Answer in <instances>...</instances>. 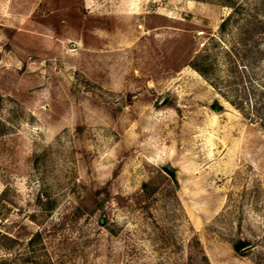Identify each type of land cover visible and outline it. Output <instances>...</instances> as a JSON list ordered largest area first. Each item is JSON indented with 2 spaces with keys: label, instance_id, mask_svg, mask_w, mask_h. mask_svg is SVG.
Wrapping results in <instances>:
<instances>
[{
  "label": "rangeland",
  "instance_id": "obj_1",
  "mask_svg": "<svg viewBox=\"0 0 264 264\" xmlns=\"http://www.w3.org/2000/svg\"><path fill=\"white\" fill-rule=\"evenodd\" d=\"M261 104L264 0H0V264H264Z\"/></svg>",
  "mask_w": 264,
  "mask_h": 264
},
{
  "label": "trees",
  "instance_id": "obj_2",
  "mask_svg": "<svg viewBox=\"0 0 264 264\" xmlns=\"http://www.w3.org/2000/svg\"><path fill=\"white\" fill-rule=\"evenodd\" d=\"M243 44L246 46V45H248V42H246V41H244L243 42ZM233 72L235 73L236 71H237V67H238V63H235V62H233ZM236 77H237V80H236V83H237V85H236V88L238 87V85L241 83V78H242V73H241V71H237L236 72ZM235 88V89H236ZM237 99H238V102H235V100H232V104L233 105H235V107L236 108H238L239 110H241V111H244L243 109V104H242V101H243V99H242V96H240V97H238L237 96ZM254 111L256 112V115L258 116V118L260 119V123L262 124V125H264V104H261V105H259V106H257L256 107V105H254ZM248 112V111H247ZM146 187H147V184H143V188H142V192H143V194L147 191V189H146ZM242 245H243V242H241V241H239V242H237V243H235L234 244V248L236 249V250H240L241 249V247H242Z\"/></svg>",
  "mask_w": 264,
  "mask_h": 264
},
{
  "label": "water",
  "instance_id": "obj_3",
  "mask_svg": "<svg viewBox=\"0 0 264 264\" xmlns=\"http://www.w3.org/2000/svg\"><path fill=\"white\" fill-rule=\"evenodd\" d=\"M162 170L167 173L173 180H175V175L173 173V171L171 170V168H169L168 166L162 165L161 166Z\"/></svg>",
  "mask_w": 264,
  "mask_h": 264
}]
</instances>
